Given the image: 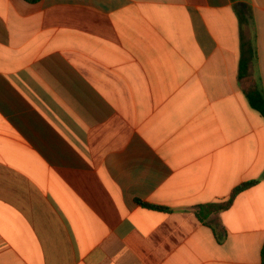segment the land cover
<instances>
[{"label": "crops", "instance_id": "obj_1", "mask_svg": "<svg viewBox=\"0 0 264 264\" xmlns=\"http://www.w3.org/2000/svg\"><path fill=\"white\" fill-rule=\"evenodd\" d=\"M241 54L232 0H0V264H264Z\"/></svg>", "mask_w": 264, "mask_h": 264}, {"label": "trees", "instance_id": "obj_2", "mask_svg": "<svg viewBox=\"0 0 264 264\" xmlns=\"http://www.w3.org/2000/svg\"><path fill=\"white\" fill-rule=\"evenodd\" d=\"M37 3L41 0H26ZM235 12L239 20L241 38V60L239 64V83L250 106L264 117V89L261 77L257 75L258 55L256 46V27L253 15L252 0H232ZM248 32V34H247ZM251 32L253 37L251 38ZM260 180H249L238 185L231 193L227 201L208 203L196 207V216L201 222H205L211 215L228 210L235 199L243 192L258 185ZM144 207L170 212L171 209L148 203H140Z\"/></svg>", "mask_w": 264, "mask_h": 264}, {"label": "rangeland", "instance_id": "obj_3", "mask_svg": "<svg viewBox=\"0 0 264 264\" xmlns=\"http://www.w3.org/2000/svg\"><path fill=\"white\" fill-rule=\"evenodd\" d=\"M247 34H248V32H247Z\"/></svg>", "mask_w": 264, "mask_h": 264}]
</instances>
